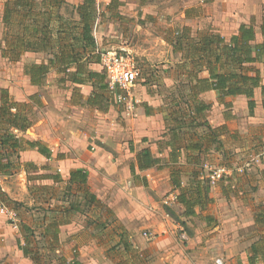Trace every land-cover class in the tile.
I'll list each match as a JSON object with an SVG mask.
<instances>
[{"label": "crops", "instance_id": "0c3cea01", "mask_svg": "<svg viewBox=\"0 0 264 264\" xmlns=\"http://www.w3.org/2000/svg\"><path fill=\"white\" fill-rule=\"evenodd\" d=\"M6 1L0 0L1 44L4 43L2 16ZM97 1L101 5V11H109L107 6L112 0ZM67 2L78 5L83 0H67ZM118 2L120 3L118 9L113 10L116 12V17L161 20L169 28L167 31L169 38L177 29L183 27H190L193 36H197L202 31H214L230 38L238 32L242 24H245L255 27L257 41L263 39L260 26L258 29L252 18L255 14L262 13L264 0H118ZM161 6H164L163 12L159 11ZM41 56L43 57L44 54L26 52L20 61L14 62L4 58L0 50V91L7 89L15 100L29 103L32 107L30 118L33 122L29 129H33V132L32 135H27L28 129L21 134L32 141H41L45 144L46 140L53 137V133L49 127V131L46 126L41 127L42 120L39 119L38 114L40 109L45 108L44 105L52 102L47 95H41L40 92L43 89H50L53 78L61 83L59 80L61 75L52 70L48 73L45 84L40 86L32 84L30 77L24 71V66L30 62H41L44 60V57L40 59ZM25 58H30V61H25ZM257 65L264 76V61ZM89 69L105 73L102 64L98 62L91 63ZM207 75V71L202 73V76ZM72 85L73 88L77 86L75 92L81 95H70L68 97L70 106H87L100 110L93 101L91 103L88 101L90 96L91 99L95 97L90 95L93 92L90 83ZM148 93L137 95L139 103L136 106L138 115L134 122L135 147H124L125 150L117 154L107 148H100L92 153L87 150L86 142L77 144L71 139L65 149H61L59 154L52 151L50 157L41 154L37 148L21 151V169H25L26 173L32 170L38 174L48 175L47 178L52 180V176L59 174L63 181L70 180L72 171L85 170L88 175L86 185L90 187V192L114 211L126 230L133 232L131 238L142 228L153 230V235H158L154 244H165L160 248L164 250L162 254L164 264H211L213 253L211 251L215 254L217 250L222 254L226 264H250V261L253 264H264V141L259 140L260 144L256 149H252L251 146L245 147L233 139L237 130L244 136L252 124L259 122L264 125V107L260 89L255 91L257 104L254 113L250 114L251 121L246 118L249 110L246 96H228L224 102H221L217 91L210 90L200 95L202 100L211 104V108L206 112L210 125L213 128L226 125V129L220 135L223 140L222 145L209 143L200 151L185 147L190 139H198L193 135L192 129L183 128L177 132L183 133L179 139L172 138L173 131L178 125L162 107L160 98ZM102 96L105 97L102 100L104 102L101 103L104 110L100 111H106L108 103L106 99L110 98V95ZM54 106L59 107V102L54 103ZM79 133L72 138L80 137L82 132ZM84 134L83 138L86 136V133ZM233 140L235 142L233 149L236 152L241 151L246 159L226 160L228 159L226 144ZM48 148L51 149L50 146ZM143 149H150L153 157L158 158V162L148 168L140 169L137 164V153ZM203 160L211 167H227L228 176L216 183H210L206 178L208 171L205 170V174L201 172ZM27 163L32 165L28 166L29 169L25 166ZM197 181H201L206 187V192L209 193L212 201L203 209L196 207L198 216L186 218L195 220L201 217L207 230L215 233L214 238L217 239L213 240H217L221 246L219 248L218 242L211 244L207 252L206 247L203 246L204 236L198 230L194 236L190 235L188 238L194 248L192 253H188V249H183L176 238L179 225L169 217L163 204L167 203L172 195L180 194L184 188L194 190ZM176 182L180 184L179 188H175ZM168 192L170 196L167 199ZM4 193L9 197L6 192ZM255 197L258 198L254 200ZM172 204L183 213L184 207L180 203L173 200ZM6 218V212L0 207V264H34L19 247L18 225H11ZM70 225L72 224H62L60 229L64 230L71 227ZM200 234L202 236H199ZM169 240L174 243L167 245ZM206 242L210 243L211 240ZM173 245L179 246L177 249L179 252L174 251L176 247ZM88 258L78 257L86 264H106L105 260Z\"/></svg>", "mask_w": 264, "mask_h": 264}, {"label": "rangeland", "instance_id": "374dc122", "mask_svg": "<svg viewBox=\"0 0 264 264\" xmlns=\"http://www.w3.org/2000/svg\"><path fill=\"white\" fill-rule=\"evenodd\" d=\"M163 9L164 6H161L159 11L163 12ZM63 11L67 14L74 12L69 5L64 6ZM115 13V11L105 12L97 20L94 34L100 50L122 51L130 53L134 58L140 74L139 81L132 91V94L135 95L136 106L139 103L137 95H144L146 92L157 95L166 112H169L170 107H175L177 102L179 104L188 100L192 103L191 91L186 85V77L183 76L180 67L182 57L173 52L171 44L167 41L169 38L167 24L158 19L148 21L125 16L120 18L116 17ZM252 21L259 29L262 13L255 14ZM43 57L45 59L49 56L44 55ZM43 57L41 56L40 59ZM25 61H30V58H25ZM52 80L50 89H43L40 92L41 95H47L52 103L44 105L45 108L40 109L38 114L39 119L42 120L41 127L46 126L48 131V127L52 130L53 137L45 142L47 146L51 147V153L56 151L59 154L61 149H65L70 144L71 139L77 144L86 142L87 150L92 153L100 148H107L117 154L122 153L125 150L124 147H135V120L132 124L130 117L123 110L124 108L115 103L114 93H111L110 89V92L106 93V95H110L106 111L87 106L72 107L68 97L81 94H77L74 86L70 83L61 84L56 82L55 78ZM57 102H59V107L54 106V103ZM246 115V118L250 117L249 110ZM238 131L233 139L245 147L251 146L250 148L256 149L260 144L259 140L264 141L262 139L264 138V125L262 123L252 124L244 136ZM32 132L33 129H29L26 134L32 135ZM79 132H82L80 137L72 138ZM84 133L86 136L83 138ZM234 140L233 142H226V151H228V159L226 160L236 159L240 161L246 159L241 151L236 152L233 149ZM260 156L262 157V155ZM24 170L18 167L13 170L12 174L0 175L2 191L9 195L12 202L7 201L4 203L5 205L1 201L0 203L9 210L6 213L7 222L11 225H18L20 237L17 240L19 246L26 244L20 224L27 223L33 228L34 237L30 238L29 249L36 253L35 257L39 259L38 264H60L58 261L60 257L72 260L82 256L89 257L88 259L95 258L98 261L102 259L106 261V264H164V256L162 255L164 250H160V248L165 244H154L158 235H153V230L142 228L137 234L134 233L136 235L131 238L133 232L126 230L106 203L90 199L86 192L89 191L90 193L89 186L70 187L69 181L61 180L56 183L47 178L48 176L45 174H38L32 170L26 173ZM169 194L170 192L166 195L167 199ZM257 198L255 197L254 200ZM8 202L11 203L13 209L7 206ZM163 208L166 213H168V209L176 212V219L169 217L179 225L176 238L183 249H188V253H192L194 249L188 238L190 235L194 236L198 230L204 236L203 246L206 247L207 252H209L211 244L218 242L213 240L217 239L214 238L216 237L215 233L207 230L201 221L202 219H200L201 217L195 220L183 217L181 210L173 207L170 200L163 204ZM64 216L70 218L71 222L68 224L72 225L64 230H59V242L55 245V251L50 252L48 245L50 236H43L46 225L52 219ZM124 231H127L124 236L138 251L137 254H131L124 249L122 243ZM183 233H186V238L182 236ZM207 240H211V242L208 243ZM172 243L174 241L169 240L167 245ZM217 245L220 248L219 242ZM177 252L179 251L177 250ZM211 252H213L211 264H216L218 258L223 259L218 250L215 254L214 251Z\"/></svg>", "mask_w": 264, "mask_h": 264}, {"label": "trees", "instance_id": "16d2710c", "mask_svg": "<svg viewBox=\"0 0 264 264\" xmlns=\"http://www.w3.org/2000/svg\"><path fill=\"white\" fill-rule=\"evenodd\" d=\"M119 4L118 0H112L107 8L109 11L117 10ZM68 5L74 12L67 14L63 11V7ZM104 14L97 0H83L78 5L70 4L67 0H7L2 16L4 25L2 38L4 43H0L2 56L14 62L20 61L26 52L49 56L41 62L25 64L24 71L32 84L39 86L45 84L48 73L55 70L61 75L59 79L61 83L71 82L74 85L90 83L93 86L90 95L95 97L91 99L90 96L88 101L90 103L93 101L100 110H104L101 103L105 97L102 95L110 92L107 75L89 69L91 63H101L103 51L99 49L94 27ZM260 29L263 37L261 41H257L255 27L245 24L228 39L214 31H202L193 36L190 27L177 29L175 34L167 39L173 52L182 57L181 71L186 77V85L193 100V104L188 100L179 104L177 102L168 112L178 125L173 131L174 140L181 137L183 133L177 132L183 128L194 130L192 133L198 139L192 138L186 142L187 149L200 151L209 143H217V146L223 143L220 135L226 129V125L214 128L210 125L206 112L211 108V104L200 98L202 93L217 91L221 102L228 96L244 95L248 98L250 114H253L257 104L255 91L259 88L264 107V76L257 65L264 61V5ZM204 71L208 72L207 76H202ZM76 89L77 86L74 90ZM31 111L29 103L15 100L7 89L0 91V175L12 174L15 168L22 167L21 151L37 148L44 156H51L48 146L41 141L27 139L21 134L32 126ZM157 162L158 158L153 157L150 149H143L137 153V164L140 169L148 168ZM205 163L208 162L203 160L201 165L203 174ZM25 166L28 168L32 165L27 163ZM87 176L83 169L72 171L70 187L86 186ZM52 178L56 183L62 180L59 174ZM175 186L179 188L180 184L176 182ZM86 192L90 199L99 201L96 195ZM0 201L3 204L11 202L1 186ZM176 201L184 207L181 215L186 218L198 216L196 207L203 209L211 203L212 198L202 182L197 181L194 190L184 188L177 194ZM10 202L7 206L13 209ZM167 212L176 219L175 211L168 209ZM70 222V218L64 216L56 217L47 223L43 236H50L48 243L50 252L55 251V245L59 242L60 225ZM20 229L26 241L25 245L19 246L20 249L25 256L38 264L36 253L29 249L30 238L34 237L33 228L27 223H21ZM126 232L124 231L122 235L124 249L131 254H137L138 251L124 236ZM58 261L60 264H85L78 258L67 260L60 257ZM250 264L253 262L250 261Z\"/></svg>", "mask_w": 264, "mask_h": 264}, {"label": "built area", "instance_id": "2783aa9c", "mask_svg": "<svg viewBox=\"0 0 264 264\" xmlns=\"http://www.w3.org/2000/svg\"><path fill=\"white\" fill-rule=\"evenodd\" d=\"M101 64L107 75L109 89L114 93L115 102L124 108L123 110L130 117L133 124L137 113L136 99L132 91L138 83L140 75L134 58L130 53L106 50L101 53ZM204 168L208 171L206 178L210 183H216L229 174V170L225 166L211 167L208 163H205ZM176 197V195H172L170 201L176 200ZM0 207L2 211L9 212L4 205H0ZM182 236L187 237L186 233H183ZM216 264H223V260L221 258L216 259Z\"/></svg>", "mask_w": 264, "mask_h": 264}]
</instances>
